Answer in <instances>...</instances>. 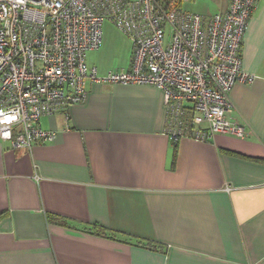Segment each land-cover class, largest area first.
Instances as JSON below:
<instances>
[{
    "label": "crops",
    "instance_id": "0c3cea01",
    "mask_svg": "<svg viewBox=\"0 0 264 264\" xmlns=\"http://www.w3.org/2000/svg\"><path fill=\"white\" fill-rule=\"evenodd\" d=\"M103 47L88 67L128 69L130 45L119 68ZM240 54L242 138L173 139L162 90L90 83L67 119L41 120L54 142L0 140V264H264V0Z\"/></svg>",
    "mask_w": 264,
    "mask_h": 264
},
{
    "label": "built area",
    "instance_id": "2783aa9c",
    "mask_svg": "<svg viewBox=\"0 0 264 264\" xmlns=\"http://www.w3.org/2000/svg\"><path fill=\"white\" fill-rule=\"evenodd\" d=\"M189 1L0 0V140L16 149L54 142L41 120L67 119L90 83L162 90L173 139L242 138L229 93L255 79L241 69L240 49L256 0H229L208 16L187 11ZM105 23L130 40L132 55L128 70L99 75L85 54L101 47Z\"/></svg>",
    "mask_w": 264,
    "mask_h": 264
},
{
    "label": "rangeland",
    "instance_id": "374dc122",
    "mask_svg": "<svg viewBox=\"0 0 264 264\" xmlns=\"http://www.w3.org/2000/svg\"><path fill=\"white\" fill-rule=\"evenodd\" d=\"M227 1V0H226ZM229 1V0H228ZM225 0H190L186 5V10L199 14L202 16H208L214 13H218V9L223 5ZM184 4V5H185ZM258 0H256V5ZM106 24V25H105ZM103 26V35L106 37V43L104 45V52L106 53V61L103 66H113L119 68L121 62L126 60V51L131 46L130 40L123 34H121L116 28L109 23H105ZM104 43V42H103ZM102 45V46H103ZM97 52H87L85 54V61L98 60Z\"/></svg>",
    "mask_w": 264,
    "mask_h": 264
},
{
    "label": "trees",
    "instance_id": "16d2710c",
    "mask_svg": "<svg viewBox=\"0 0 264 264\" xmlns=\"http://www.w3.org/2000/svg\"><path fill=\"white\" fill-rule=\"evenodd\" d=\"M193 13V12H192ZM102 44H103V41H102ZM102 46V45H101ZM101 48V47H100ZM131 52H132V50H131ZM131 55H132V53H131ZM130 61H131V57H130ZM129 66H130V64H129ZM129 66H128V69H129ZM128 69H126V70H128ZM125 71V70H124ZM187 127H189L190 128V130L192 131V126H190V125H187ZM100 231H102L101 229H100Z\"/></svg>",
    "mask_w": 264,
    "mask_h": 264
}]
</instances>
